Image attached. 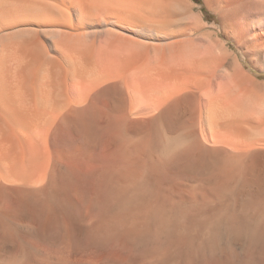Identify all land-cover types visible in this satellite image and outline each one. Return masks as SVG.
Wrapping results in <instances>:
<instances>
[{"label":"bare ground","instance_id":"1","mask_svg":"<svg viewBox=\"0 0 264 264\" xmlns=\"http://www.w3.org/2000/svg\"><path fill=\"white\" fill-rule=\"evenodd\" d=\"M0 0V264H264V0Z\"/></svg>","mask_w":264,"mask_h":264},{"label":"rangeland","instance_id":"2","mask_svg":"<svg viewBox=\"0 0 264 264\" xmlns=\"http://www.w3.org/2000/svg\"><path fill=\"white\" fill-rule=\"evenodd\" d=\"M195 3L203 6V10L205 11L206 17H207V21L209 22H214L216 21L217 17L215 15H213L212 13H210V11L204 7L203 5V0H193Z\"/></svg>","mask_w":264,"mask_h":264}]
</instances>
